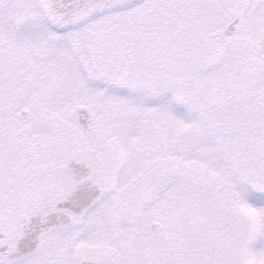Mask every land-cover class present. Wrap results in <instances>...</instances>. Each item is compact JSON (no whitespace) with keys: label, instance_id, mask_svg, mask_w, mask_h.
<instances>
[{"label":"snow or ice","instance_id":"6c2138e0","mask_svg":"<svg viewBox=\"0 0 264 264\" xmlns=\"http://www.w3.org/2000/svg\"><path fill=\"white\" fill-rule=\"evenodd\" d=\"M0 264H264V0H0Z\"/></svg>","mask_w":264,"mask_h":264}]
</instances>
